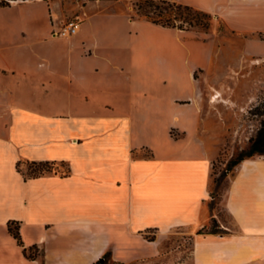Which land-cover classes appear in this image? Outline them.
I'll list each match as a JSON object with an SVG mask.
<instances>
[{"label": "crops", "instance_id": "1", "mask_svg": "<svg viewBox=\"0 0 264 264\" xmlns=\"http://www.w3.org/2000/svg\"><path fill=\"white\" fill-rule=\"evenodd\" d=\"M0 6V264H264V155L229 175L236 228L205 231L206 103L222 90L175 30L88 0ZM221 18L264 60V0H168ZM79 31L54 35L73 15ZM207 56V54L205 55ZM211 58V54H208ZM198 72V76H197ZM149 155H139V152ZM66 175L26 178L19 163ZM19 224L22 244L9 230ZM191 241L190 247L184 241Z\"/></svg>", "mask_w": 264, "mask_h": 264}, {"label": "rangeland", "instance_id": "2", "mask_svg": "<svg viewBox=\"0 0 264 264\" xmlns=\"http://www.w3.org/2000/svg\"><path fill=\"white\" fill-rule=\"evenodd\" d=\"M83 3L88 4L89 8L94 6L99 10H107L108 7L123 16L130 14L133 18L146 19L137 9V0H88ZM88 7L71 12L73 15L69 20L80 19L83 10L89 9ZM208 14L209 18L204 19L208 21L207 28L178 21L177 24L184 26L185 33L179 34L172 30L153 35L169 40L183 38L186 43V68L197 62L190 56L200 53L204 69L212 80H220L217 83L221 90L225 88L220 93L214 92L215 96L209 98L212 103H206V128L209 130L207 135L211 137L208 143L212 154L208 206L213 216L205 231H200L222 235L225 233L224 226L236 228L224 208V200L229 187V175L240 163L228 172L229 162L242 150L250 147L251 139L257 136L264 122V60L257 56H244L246 44L243 36L230 29L221 18ZM250 37L264 39V33L250 34ZM255 50L264 51V47L255 46ZM208 54H211V58ZM136 155H149V152H139ZM28 166V163L21 164V171L27 174ZM67 170L63 163L53 166V172L64 174ZM190 244V240L184 241L187 248Z\"/></svg>", "mask_w": 264, "mask_h": 264}, {"label": "trees", "instance_id": "3", "mask_svg": "<svg viewBox=\"0 0 264 264\" xmlns=\"http://www.w3.org/2000/svg\"><path fill=\"white\" fill-rule=\"evenodd\" d=\"M137 9L146 19L153 23L162 25L164 27H173L184 30L182 24H177L178 21H183L191 26L200 25L204 28L208 27V21L204 20L209 18V14L196 9L189 5L181 3L171 2L168 0H137ZM8 4L7 0L0 2V6ZM256 155H264V122L262 127L259 129L258 134L255 138L251 139L250 147L247 150H242L236 158H232L229 162L227 171H232L239 163L246 159L252 158ZM28 173L25 174L21 171L19 163L17 168L24 174L26 178H36L45 173L53 172V166L56 162H29ZM69 172L67 170L66 175ZM9 230L13 236L17 239L19 244H22L19 224L15 222H9ZM105 260L107 256L104 257ZM104 259L97 261L95 264H106Z\"/></svg>", "mask_w": 264, "mask_h": 264}, {"label": "built area", "instance_id": "4", "mask_svg": "<svg viewBox=\"0 0 264 264\" xmlns=\"http://www.w3.org/2000/svg\"><path fill=\"white\" fill-rule=\"evenodd\" d=\"M80 19H73L67 21L59 31L54 32V35L60 37H69L76 34L80 29Z\"/></svg>", "mask_w": 264, "mask_h": 264}]
</instances>
